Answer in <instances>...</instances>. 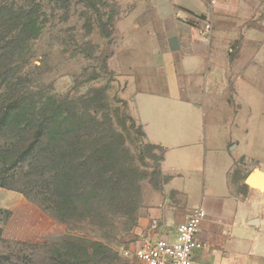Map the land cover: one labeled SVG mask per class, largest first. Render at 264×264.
Listing matches in <instances>:
<instances>
[{
  "label": "rangeland",
  "instance_id": "1",
  "mask_svg": "<svg viewBox=\"0 0 264 264\" xmlns=\"http://www.w3.org/2000/svg\"><path fill=\"white\" fill-rule=\"evenodd\" d=\"M154 1L168 0H0L3 8L15 12L34 10L37 22L43 24L40 34L25 49L28 63L21 73L24 90L36 97L72 96L82 101L90 90L102 87L99 114L107 112L106 106H119L113 117L115 128L129 150L128 155H120L126 167L120 170L124 177L120 181L130 189L117 196L135 194L138 199L133 211L127 207L117 211L111 210L116 200L103 194L98 209L83 206L63 222L36 197L33 188L38 183L35 177L27 180L28 169L7 168L0 159V175L11 177L0 185V264H71L77 256L82 258L77 264H95L93 256L99 252L109 255L108 263L99 264H133L125 251L134 248L140 238L142 221L156 219L159 223L166 214L169 225H175L189 209L203 207V202L220 208L215 194H252L240 184L246 171L255 165L264 168V0H209L211 5L229 7L226 10L232 12L228 19L215 20L213 24L209 15L207 21L212 30L216 28L227 39L230 62L239 58V70H246L241 99L250 104L256 118L251 137H242L233 148L228 190L225 181L222 185L228 155L219 143V134L226 128L219 121L221 118L210 117L213 111L209 105L191 108L201 126L197 132L184 126L178 128L180 122L168 118L165 108L161 114L168 119L162 117V127L146 120L152 136L160 134L165 143L175 145L165 152L166 166H178L177 172L169 175L162 172L163 159H158L163 157V147L147 146L143 128L132 114L125 93L126 60L140 61L135 68L138 73L145 59L140 51L125 50L128 20L143 19L145 13L153 12ZM2 18L8 17L0 16V22ZM140 37L136 44H145L141 41L144 37ZM153 76L151 72L150 77ZM196 91L188 92L193 95L192 101L196 100ZM227 96L231 98L232 112L247 111L242 104L235 105L233 92ZM119 99L126 105H121ZM225 208L226 212L232 209L227 205ZM241 225L236 216L233 229Z\"/></svg>",
  "mask_w": 264,
  "mask_h": 264
},
{
  "label": "crops",
  "instance_id": "2",
  "mask_svg": "<svg viewBox=\"0 0 264 264\" xmlns=\"http://www.w3.org/2000/svg\"><path fill=\"white\" fill-rule=\"evenodd\" d=\"M151 5L153 12L145 13L143 19H129V28L126 31L128 36L125 50L140 51L145 56H142L145 60L141 64L142 70L138 73L135 68L140 61L126 60L125 93L132 114L141 124L146 140L163 147L161 169L163 173L169 175L172 171L178 170V166L171 163L166 166L165 152L167 148L175 145L165 143L160 134L155 133L152 136L146 120L162 127L160 121L165 116H162L161 112L165 108L168 118L180 122L177 123L178 128L184 126L197 132L201 126L191 114V108L198 109V104L209 105L213 111L210 117H213V120L221 118L219 121L227 129L219 134V143L221 142L225 156L228 155V162L222 174V185L225 181L228 190L227 179L235 155L233 148L242 137L250 136L255 130L256 123L252 122L256 121V118L251 113L250 104L241 99L246 70H239L240 59L236 58L230 62L229 43L219 35L216 28L211 29L207 37L200 35L198 28L209 15L214 24L215 20L228 19L232 12L226 10L229 7L211 5L209 0H168L162 3L154 1ZM232 9L236 8L233 6ZM139 37L140 39L144 37L141 41L145 44H136ZM242 71L244 75H241ZM151 72L154 74L153 77H150ZM151 79L152 87L149 81ZM191 89L197 90L195 101L191 100L193 95H188ZM229 92L234 93L235 105L242 104V108L246 107L248 112H232L231 98L227 96ZM204 116L205 114L202 119ZM152 124L151 129L155 131ZM253 168L264 172L262 165H255ZM250 170L243 174L240 185L250 191L251 195L243 197L242 194L224 193L222 196L215 194L217 197L215 200L220 203V208L206 202L202 203L207 214L199 225L198 238L203 246L196 251L194 264H264V191L245 184L244 178ZM226 205L232 208L228 212ZM191 210L189 209L178 222L184 221ZM236 216L242 225L233 229ZM167 219L164 214L159 223L156 219L150 222L142 221L139 234L154 232L172 237L173 229L179 223L169 225ZM153 220L157 223L155 229L151 227Z\"/></svg>",
  "mask_w": 264,
  "mask_h": 264
},
{
  "label": "trees",
  "instance_id": "3",
  "mask_svg": "<svg viewBox=\"0 0 264 264\" xmlns=\"http://www.w3.org/2000/svg\"><path fill=\"white\" fill-rule=\"evenodd\" d=\"M3 15L8 18L0 22L2 166H25L29 171L27 180L35 177L38 183L33 188L36 197L47 203L60 221L67 222L83 206L98 209L103 194L116 200L111 210L127 207L133 211L138 200L135 194L117 196L130 189L120 181L124 179L120 170L125 167L120 155H128L129 150L115 128L113 117L119 106H106L107 112L99 114L102 87L90 90L82 101L72 96L36 97L24 90L21 73L28 63L25 49L40 34L43 24L37 22L34 10L15 12L0 5V16ZM118 102L126 105L122 99ZM128 117L133 120L129 114ZM147 146L162 148L149 141ZM10 179L0 175V185ZM93 257L95 264L108 263V254L99 252ZM81 260L74 257L71 264Z\"/></svg>",
  "mask_w": 264,
  "mask_h": 264
},
{
  "label": "built area",
  "instance_id": "4",
  "mask_svg": "<svg viewBox=\"0 0 264 264\" xmlns=\"http://www.w3.org/2000/svg\"><path fill=\"white\" fill-rule=\"evenodd\" d=\"M264 25V19L261 21ZM211 23L205 20L198 28V33L208 36ZM203 207L193 208L187 218L176 225L172 237L147 233L138 238L134 248L125 251L133 264H194L195 253L203 244L198 238L201 221L205 218ZM152 229L157 228L155 220Z\"/></svg>",
  "mask_w": 264,
  "mask_h": 264
},
{
  "label": "water",
  "instance_id": "5",
  "mask_svg": "<svg viewBox=\"0 0 264 264\" xmlns=\"http://www.w3.org/2000/svg\"><path fill=\"white\" fill-rule=\"evenodd\" d=\"M246 185L259 191H264V172L257 168H252L244 178Z\"/></svg>",
  "mask_w": 264,
  "mask_h": 264
}]
</instances>
